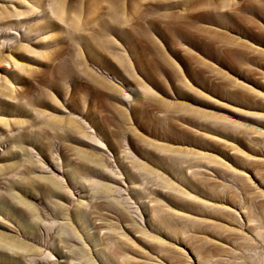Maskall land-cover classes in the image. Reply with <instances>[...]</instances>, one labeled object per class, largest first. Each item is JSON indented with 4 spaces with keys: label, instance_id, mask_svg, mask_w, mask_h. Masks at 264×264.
I'll return each mask as SVG.
<instances>
[{
    "label": "rangeland",
    "instance_id": "1",
    "mask_svg": "<svg viewBox=\"0 0 264 264\" xmlns=\"http://www.w3.org/2000/svg\"><path fill=\"white\" fill-rule=\"evenodd\" d=\"M261 4L0 0V264H264Z\"/></svg>",
    "mask_w": 264,
    "mask_h": 264
},
{
    "label": "snow or ice",
    "instance_id": "2",
    "mask_svg": "<svg viewBox=\"0 0 264 264\" xmlns=\"http://www.w3.org/2000/svg\"><path fill=\"white\" fill-rule=\"evenodd\" d=\"M260 6L264 7V4H261ZM192 91H195V89H192ZM153 95H155V93H153ZM200 95H203V93H200ZM257 95H261V94L257 93ZM229 123H231V121H229ZM241 155H243V153H241ZM232 171H235V169H232ZM240 175H244V173H240ZM117 180H119V178H117ZM85 183L88 185H94L95 181H86ZM64 191L66 192L68 197H72L71 191H68L67 189H65ZM187 200L207 206L205 200H198L196 196H188ZM251 206L255 209L256 214L259 215L262 220H264V202H260V203L251 202ZM61 207H63V206H61ZM228 211H231V209H228ZM177 215H182V213H177ZM57 219H59V218H57ZM0 223H6V221H0ZM49 259L51 260L52 264H55L54 258L49 257Z\"/></svg>",
    "mask_w": 264,
    "mask_h": 264
}]
</instances>
